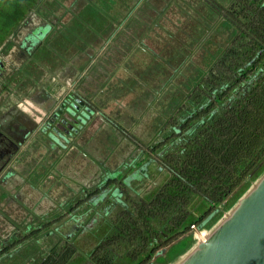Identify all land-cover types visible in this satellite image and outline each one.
<instances>
[{"label": "rangeland", "instance_id": "obj_1", "mask_svg": "<svg viewBox=\"0 0 264 264\" xmlns=\"http://www.w3.org/2000/svg\"><path fill=\"white\" fill-rule=\"evenodd\" d=\"M22 1L0 0V118L6 116L9 123L0 132L11 143L0 144V264L188 261L257 186L264 161L250 173L255 178L237 185L213 207L202 196L191 203L182 199L190 217L200 218L195 227L175 225L172 206L163 220L121 207H139L136 198L144 196L148 210V192H163L172 176L169 145L191 126H182L181 120L188 121L190 112L220 92L222 73L238 78V58H225L224 51L238 48V19L255 15L264 0H39L19 7ZM63 36L67 40L60 45ZM96 52L103 54L84 79L91 75L96 80L92 96L110 120L105 124L101 116L97 119L92 142H83L85 135L79 141L83 125L64 139L67 146L61 151L59 131L68 123L56 116L60 98L76 90L78 82L72 78L77 65L83 57L93 55L89 61L94 60ZM64 80L70 83L66 90ZM180 107L192 111L179 116ZM45 131L54 150L41 153V144L35 150L43 160L36 164L50 170V176L38 181L28 174L35 159L28 157L35 143L45 142ZM72 144L77 145L69 149ZM134 157L141 158L136 168ZM72 159L80 164L76 177L63 172ZM25 160L29 162L23 165ZM118 162L125 167L111 180ZM141 163L144 173L139 172ZM257 169L263 173L256 174ZM50 184L66 192H49ZM49 255L52 261H45Z\"/></svg>", "mask_w": 264, "mask_h": 264}, {"label": "trees", "instance_id": "obj_2", "mask_svg": "<svg viewBox=\"0 0 264 264\" xmlns=\"http://www.w3.org/2000/svg\"><path fill=\"white\" fill-rule=\"evenodd\" d=\"M39 2L23 0L19 7ZM237 30L238 48L232 46L224 54L225 58H238L235 65L238 78L229 71L222 73L225 83L220 92L211 95L198 111L190 112L188 121L181 120L182 126L190 122L191 126L169 145L172 176L163 192H158L159 189L148 192L151 208L147 210L145 197L139 196L136 198L139 207L132 203L130 208L121 207V210L133 208L139 214L145 212L163 220L172 206L175 225L188 228L200 218L190 217L189 205L185 209L182 199L191 203L195 197L202 196L213 207L237 185L255 178L250 173L264 161V4L257 6L255 15L238 19ZM232 90L233 94L227 96ZM258 171L261 170L257 169L256 174ZM164 231L162 237L166 238Z\"/></svg>", "mask_w": 264, "mask_h": 264}, {"label": "water", "instance_id": "obj_3", "mask_svg": "<svg viewBox=\"0 0 264 264\" xmlns=\"http://www.w3.org/2000/svg\"><path fill=\"white\" fill-rule=\"evenodd\" d=\"M69 86L70 83L65 85V90ZM45 91L48 92V90ZM74 102L81 106L85 103L79 97L75 98ZM67 110L77 116L80 123L76 126L78 131L83 127L82 123L90 119L91 114H94L90 107L84 108L81 113L71 105ZM70 113L67 112L69 121H67V116L63 119L68 123V126L71 125L70 128L73 131L74 124L71 118L76 119ZM71 136L73 135L70 134L69 137ZM62 150L65 149L62 148ZM253 190V193L251 191V194L249 193L248 196L241 199L239 205L242 207L233 219L220 231L216 230L211 238L202 241L198 247L202 252L192 261H187L186 264H264V176Z\"/></svg>", "mask_w": 264, "mask_h": 264}, {"label": "crops", "instance_id": "obj_4", "mask_svg": "<svg viewBox=\"0 0 264 264\" xmlns=\"http://www.w3.org/2000/svg\"><path fill=\"white\" fill-rule=\"evenodd\" d=\"M186 2V1H185ZM187 3V2H186ZM76 30H78V28H77V26L75 27V29H74V31H76ZM76 34H78L77 32L74 34V36H76ZM131 34V33H130ZM76 37H78V36H76ZM81 37V36H80ZM115 38V37H114ZM127 38H128V36H127ZM126 38V39H127ZM63 39H65V40H67V37H64L63 36V38H61V42H59V44L60 45H62L63 43ZM114 48V47H113ZM119 48V46H116V49H117V51L119 50L118 49ZM111 55L113 54V49H111ZM108 53V52H107ZM107 53H105V54H107ZM96 55H97V57H96V55L94 56V60H92V61H89V59L93 56H91L89 59L88 58H86V57H83L84 58V60L80 63V64H78L77 65V69H76V71H75V73H74V76H73V78H72V80L73 79H75L77 82H78V84L76 85V90H74V92H69V93H65L61 98H63L64 97V99L63 100H61V98H60V102H59V107H60V105L61 104H63L64 103V101L65 100H68V102L70 101V100H73L74 99V97H78L79 96V98L82 100V101H84L85 103H87L88 105H90L91 106V109H93V111H94V114L92 115L91 114V117H90V119H88L87 121H84V123H82L83 125H85V127L83 128L84 130H81L80 131V133L78 134L79 135V141H80V137H82L83 135H85L86 137L83 139V142H92L93 140H94V138H93V136H94V128L92 127L94 124H96V122H97V119L98 118H100V116L102 117V121H103V123L105 122V124H107L108 122H109V120H110V114H109V112H107L105 109H104V106L103 105H99V104H97V102L94 100V98H93V96H92V92H94V88L96 87V89H95V92H96V90H97V82H96V80H94L93 78H91V75L90 76H87V79H84L85 78V76L88 74V72H89V70H90V67H92V65H94V62H97L98 61V59L100 58V54H103V52L102 53H99V52H96L95 53ZM115 55L116 54H113V56H114V58H115ZM93 58V57H92ZM96 58H97V60H96ZM109 58V57H108ZM108 58H106V63H104L105 64V67L107 68L108 67V65H109V63L110 62H108L107 61V59ZM114 58H113V60H114ZM112 60V61H113ZM89 62H91V63H89ZM103 64V65H104ZM210 69V68H209ZM60 78H64L63 76H60ZM66 78V77H65ZM64 78V79H65ZM61 79V80H62ZM84 79V80H83ZM66 80H64V82H65ZM79 82H81V83H79ZM68 84V82L66 81V83H65V85H67ZM193 91V90H192ZM45 94L46 95H48L49 96V93L48 92H46L45 91ZM73 95V96H72ZM193 96V95H192ZM192 96L189 98V99H192ZM44 97H45V95H44ZM188 98L186 99V100H189ZM189 102H191V100L189 101ZM188 102V103H189ZM67 106H69V104H67ZM58 107V108H59ZM182 107H180V108H178V109H176L178 112H179V116H184L186 113L188 114L190 111H192V110H189V111H187V109H181ZM19 111H21V109L19 108ZM170 111H172V108L170 109ZM182 111H185V113L184 114H181L182 113ZM78 112L80 113V111L78 110ZM18 113L19 112H16V114L18 115ZM171 114H172V112H170ZM20 115V114H19ZM19 115H18V117H19ZM172 115H174V114H172ZM185 117V116H184ZM19 119V118H18ZM33 123H31V124H27V132H30V130L33 128V125H32ZM51 126V125H50ZM50 126H48V129H47V132H48V130H49V128H50ZM4 127H6V123L4 122V121H2V120H0V128H4ZM174 128H176V129H174ZM173 130H177V127H175V126H173ZM18 131V130H17ZM15 133V132H14ZM46 131L42 134V137H44V140H45V142L43 141V140H40L39 141V145L37 144V143H35V146H33L32 147V149L34 150V152L32 153V154H30V157H28L29 159L30 158H35L34 159V162H33V167L30 169V171H29V175H33L35 178H36V180H38V181H40V180H43V179H45L46 177H48V176H50V170L49 171H47V168L45 167L44 168V165L42 166V167H40V166H38V164H36V162H38L39 164L41 163V161H43V160H41V159H37V157H36V153H35V150H38V149H40V144L42 145V150H41V153L42 152H45L46 153V151H47V149H48V152L47 153H49V152H52L54 149H51V148H49L51 145H49V144H47L46 142H47V138H46ZM89 135H91V137H89ZM16 137L18 136V134L17 135H15ZM31 143V142H30ZM29 143V144H30ZM17 144V143H16ZM34 144V143H33ZM91 143H89V145H90ZM76 145L77 144H72V145H70V146H68V148L69 149H72V147L73 146H75L76 147ZM118 146H121V143H119L118 144ZM57 147V146H56ZM19 148V147H18ZM58 149H60L61 151H64V150H62L61 148H59V147H57ZM93 149H96V148H94V147H92ZM35 155V156H34ZM133 159H135V163H137V161H139L141 158L140 157H134ZM132 159V160H133ZM29 161L28 160H25L24 161V163H23V165L25 164V163H28ZM143 163H146L145 161H142ZM13 163H14V160L12 161V165H13ZM65 163H69V162H65ZM64 166H67V167H69V169L67 170V168L63 171L64 173H67V174H69V177H72V176H75L76 177V175L77 174H79L80 173V164H79V162H78V160L76 159V160H73L72 159V161L69 163V164H64ZM71 167H73V168H71ZM122 167H125V165L124 164H121L120 162H118V163H115V167L113 168V169H111V171H113L112 172V174H114L113 175V177H111L110 179L112 180H116V178H119L118 176H117V174H118V172H119V170L122 168ZM116 168V169H115ZM21 169H22V167H21ZM146 169V168H145ZM22 170H24V169H22ZM144 172H145V170H143ZM59 173H62L61 172V170L59 171ZM141 173V172H140ZM127 173H124L122 176H120L121 178L122 177H124L125 175H126ZM57 185V184H56ZM55 185H51L50 184V186H49V192H66V188L65 187H63L62 188V190H61V188L59 187H57V189L58 190H56V189H53V187H54ZM79 190H76L75 192H78ZM80 192V191H79ZM64 195H66V194H64ZM77 197H78V195H77ZM52 198V197H51ZM78 199V198H77ZM51 202V201H50ZM236 207V206H235ZM73 208V207H72ZM87 208H89V207H87ZM69 209H71L70 207H69ZM87 209H85V211H86ZM43 211H46V210H43ZM36 221H39V220H36ZM42 221H44V220H40V222H42ZM67 222V221H66ZM59 223H61V222H59ZM50 233V232H49ZM49 233H47V234H49ZM61 239H59L58 240V242H56V244H55V246L53 247V250L54 249H56L55 251H57V246L59 245V241H60ZM66 241V239H64L63 241H62V243L61 244H63L64 242ZM53 250H50V251H52V252H54ZM52 259L53 258H51V256L49 255L48 257H47V260H45V261H52Z\"/></svg>", "mask_w": 264, "mask_h": 264}, {"label": "flooded vegetation", "instance_id": "obj_5", "mask_svg": "<svg viewBox=\"0 0 264 264\" xmlns=\"http://www.w3.org/2000/svg\"><path fill=\"white\" fill-rule=\"evenodd\" d=\"M79 97V96H78ZM78 97H74V99L73 100H70L69 102L67 101V100H65L64 101V103L63 104H61L60 105V107L57 109V112H56V116H58V118L60 119V117H62V119L61 120H63V122L65 123V119H63V118H65L66 117V114H67V112H69L70 113V111L72 112L73 110L71 109L70 111L69 110H67V108L71 105L75 110H76V108H77V111L79 110L80 111V113L81 112H83L84 111V108H87V107H90L91 108V106L90 105H88L87 103H84V105L83 106H81V104H79V103H76V102H74V100H75V98H78ZM64 99V97L63 98H61V100H63ZM67 101V102H66ZM66 103V104H65ZM67 104H69V106H67ZM14 111H16V110H11V111H9V112H12L13 114L15 113ZM71 114V113H70ZM18 115H19V113H18ZM18 115L17 114H15L14 116L15 117H17L18 118ZM68 115V114H67ZM72 115V114H71ZM72 116H74V115H72ZM75 117V119L77 120V123H75L74 122V129H73V131H71V128H70V126H67V124H64V126L63 125H61V127H62V129L59 131V135L61 136L60 137V139H58L57 141L59 142V141H61V143L59 142V144H60V146H59V148H63V146H67V143H65L64 142V139H69L70 137H69V135L70 134H72V135H74V134H77L79 131H78V127H76L77 125H80V123H79V120L77 119V116H74ZM0 120H2V121H4L5 123H6V126L9 124L8 122H7V120H8V118L5 116L4 118H0ZM75 120V121H76ZM50 125H52V124H49L48 126H50ZM73 132H77V133H73ZM7 133V132H6ZM46 134V133H45ZM3 142V143H2ZM4 143H6V144H11L10 143V140H9V138H8V136L5 134V133H3V132H0V144H4ZM5 144V145H6ZM0 152H2V149H0ZM14 152H12L11 153V155L13 154ZM0 159L1 160H3V157H2V155L0 154ZM6 159V158H5ZM138 162V161H137ZM137 164L138 163H135L134 164V168H136V166H137ZM143 167V164L141 163V164H139V172H142V173H144V171L143 170H140L141 168ZM144 169V168H143ZM137 170V169H136ZM70 208H72V207H70Z\"/></svg>", "mask_w": 264, "mask_h": 264}, {"label": "bare ground", "instance_id": "obj_6", "mask_svg": "<svg viewBox=\"0 0 264 264\" xmlns=\"http://www.w3.org/2000/svg\"><path fill=\"white\" fill-rule=\"evenodd\" d=\"M253 193V192H252ZM242 205H239L238 208H236L233 213L220 225V227L217 229V232L223 229L232 219L233 217L239 212ZM202 252L201 249H196V251L192 254L191 258L188 261H192L194 258H196L200 253ZM187 261H185L183 264H186Z\"/></svg>", "mask_w": 264, "mask_h": 264}, {"label": "built area", "instance_id": "obj_7", "mask_svg": "<svg viewBox=\"0 0 264 264\" xmlns=\"http://www.w3.org/2000/svg\"><path fill=\"white\" fill-rule=\"evenodd\" d=\"M193 227H195L196 225H192Z\"/></svg>", "mask_w": 264, "mask_h": 264}]
</instances>
